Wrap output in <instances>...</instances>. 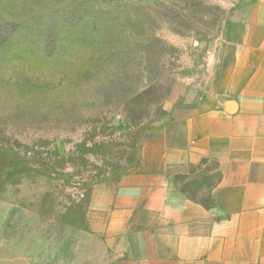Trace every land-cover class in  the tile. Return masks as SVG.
Instances as JSON below:
<instances>
[{
    "label": "rangeland",
    "instance_id": "1",
    "mask_svg": "<svg viewBox=\"0 0 264 264\" xmlns=\"http://www.w3.org/2000/svg\"><path fill=\"white\" fill-rule=\"evenodd\" d=\"M231 11L0 0V264H112L91 190L135 166L167 97L213 81ZM211 183L185 185L200 197Z\"/></svg>",
    "mask_w": 264,
    "mask_h": 264
},
{
    "label": "crops",
    "instance_id": "2",
    "mask_svg": "<svg viewBox=\"0 0 264 264\" xmlns=\"http://www.w3.org/2000/svg\"><path fill=\"white\" fill-rule=\"evenodd\" d=\"M226 1L213 81L167 97L135 166L91 190L112 264H264V0Z\"/></svg>",
    "mask_w": 264,
    "mask_h": 264
}]
</instances>
